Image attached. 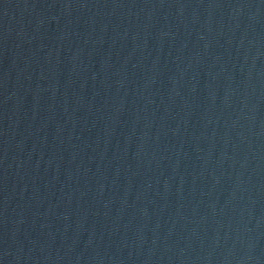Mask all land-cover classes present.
I'll return each instance as SVG.
<instances>
[{
	"label": "water",
	"instance_id": "1",
	"mask_svg": "<svg viewBox=\"0 0 264 264\" xmlns=\"http://www.w3.org/2000/svg\"><path fill=\"white\" fill-rule=\"evenodd\" d=\"M0 264H264V0H0Z\"/></svg>",
	"mask_w": 264,
	"mask_h": 264
}]
</instances>
